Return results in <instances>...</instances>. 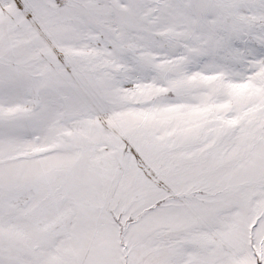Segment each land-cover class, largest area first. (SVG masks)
Returning a JSON list of instances; mask_svg holds the SVG:
<instances>
[{
	"label": "snow or ice",
	"instance_id": "6c2138e0",
	"mask_svg": "<svg viewBox=\"0 0 264 264\" xmlns=\"http://www.w3.org/2000/svg\"><path fill=\"white\" fill-rule=\"evenodd\" d=\"M0 264H264V0H0Z\"/></svg>",
	"mask_w": 264,
	"mask_h": 264
}]
</instances>
